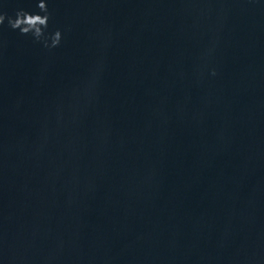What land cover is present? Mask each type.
Here are the masks:
<instances>
[{"label": "water", "instance_id": "water-1", "mask_svg": "<svg viewBox=\"0 0 264 264\" xmlns=\"http://www.w3.org/2000/svg\"><path fill=\"white\" fill-rule=\"evenodd\" d=\"M47 2L58 47L0 26V264H264V0Z\"/></svg>", "mask_w": 264, "mask_h": 264}, {"label": "clouds", "instance_id": "clouds-1", "mask_svg": "<svg viewBox=\"0 0 264 264\" xmlns=\"http://www.w3.org/2000/svg\"><path fill=\"white\" fill-rule=\"evenodd\" d=\"M39 12L32 13L26 9H18L15 16H9L7 12L0 11V26L7 20L8 25L13 30H19L21 35L31 36L37 43H42L45 48H56L61 44L63 33L56 30L48 33L47 29L52 18L47 0H39ZM215 75V71H213Z\"/></svg>", "mask_w": 264, "mask_h": 264}]
</instances>
